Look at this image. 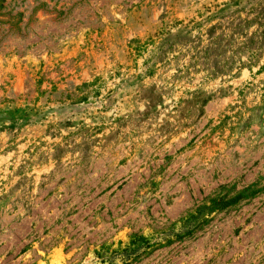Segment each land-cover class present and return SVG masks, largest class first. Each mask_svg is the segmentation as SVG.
Masks as SVG:
<instances>
[{
  "label": "rangeland",
  "instance_id": "obj_1",
  "mask_svg": "<svg viewBox=\"0 0 264 264\" xmlns=\"http://www.w3.org/2000/svg\"><path fill=\"white\" fill-rule=\"evenodd\" d=\"M0 4V264H113L264 184V0ZM130 264H264V192Z\"/></svg>",
  "mask_w": 264,
  "mask_h": 264
},
{
  "label": "trees",
  "instance_id": "obj_2",
  "mask_svg": "<svg viewBox=\"0 0 264 264\" xmlns=\"http://www.w3.org/2000/svg\"><path fill=\"white\" fill-rule=\"evenodd\" d=\"M2 8L3 6L0 4V11ZM27 118L28 116H22L23 120ZM263 192L264 184L260 182V187H257V185L248 186L233 196L223 195L214 197L208 202L200 204L186 215L180 221V225L170 227L165 231L161 237V241H155L144 234L134 233L125 245L121 244L116 248H113L111 245L102 246L100 251L97 252L98 257L102 260L108 258L113 264H116V260L118 259L121 260L122 264H130L156 247H162L164 244H172L175 241H182L187 237L193 236L196 232L210 224L217 213ZM106 253L107 256H105Z\"/></svg>",
  "mask_w": 264,
  "mask_h": 264
}]
</instances>
